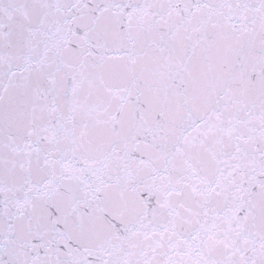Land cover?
Returning <instances> with one entry per match:
<instances>
[{"label":"snow or ice","instance_id":"6c2138e0","mask_svg":"<svg viewBox=\"0 0 264 264\" xmlns=\"http://www.w3.org/2000/svg\"><path fill=\"white\" fill-rule=\"evenodd\" d=\"M0 264H264V0H0Z\"/></svg>","mask_w":264,"mask_h":264}]
</instances>
